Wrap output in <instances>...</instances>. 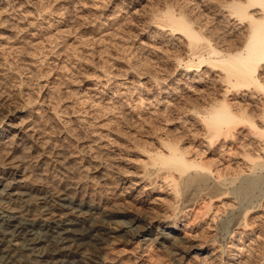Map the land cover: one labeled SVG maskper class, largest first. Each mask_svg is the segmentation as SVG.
<instances>
[{
    "label": "rangeland",
    "instance_id": "rangeland-1",
    "mask_svg": "<svg viewBox=\"0 0 264 264\" xmlns=\"http://www.w3.org/2000/svg\"><path fill=\"white\" fill-rule=\"evenodd\" d=\"M223 1L0 0V189L68 195L82 211L56 206L43 217L41 202L30 211L10 206L31 220L75 217L107 233L97 249L73 236L61 253L85 264H264L260 188L241 199L212 195L224 180L206 170V189L181 182L176 191L150 160L178 142L224 177L241 168L247 127L209 144L195 108L226 98L258 111L263 96L228 88L221 69L207 63L187 70L197 56L188 38L158 25L162 10H183L195 21L202 16L198 25L212 38L237 46L246 26L226 18ZM259 203L248 211L251 227L238 225L245 205Z\"/></svg>",
    "mask_w": 264,
    "mask_h": 264
},
{
    "label": "bare ground",
    "instance_id": "bare-ground-1",
    "mask_svg": "<svg viewBox=\"0 0 264 264\" xmlns=\"http://www.w3.org/2000/svg\"><path fill=\"white\" fill-rule=\"evenodd\" d=\"M223 2L219 9L226 13V18L236 20L238 25L246 26V31L244 35H241V40H239L241 42L237 46H234L237 43L234 45H229L232 44L229 43L226 47V39H216L220 35L212 38V35H208L209 32L207 33L203 30L204 24L198 25L197 21L202 16L195 21L189 16V13L183 12V10L178 14H174L175 11L171 8L165 11L162 10L160 13H163L165 17L160 15L158 25L160 27H169L172 32L182 33L188 38L187 45L191 49L193 56H197L195 59L189 58L187 60L185 65L187 70L191 68L197 70L198 67L200 68V64L207 63L211 67L221 69L228 88L233 87L242 91L249 90L252 93L256 92L263 96L260 100L258 111H253L245 106L243 107V105L234 107L226 98L211 103L208 108L202 109L203 111L197 106L195 108L198 117H201L200 121L204 123L205 137L208 139L209 144L221 138L226 141L227 138L235 136L240 126H243V128L247 127L249 139L247 144H242L241 155L243 156V161L240 165L241 168L239 167L240 169L230 173L232 177H224L226 172H223V169L215 170L212 168V163L188 158V152L184 151L177 144L178 142L172 143L171 140L169 141L171 143L167 142L166 144L164 142L163 144L164 147L166 144L168 152L162 151L163 149L161 150L162 152H155L152 157L150 156L152 158L150 159L152 162H150L152 165H161L167 170L168 174L165 179H170L173 182L172 184L175 186L176 191H178L181 182L187 186L195 184L196 188L202 189V191L206 189L208 186L204 187V185L210 176L201 171L207 170L210 172L214 171L217 179L222 177L224 180L216 183L217 187L214 186V190L210 188L211 193L213 192L212 195H224V193L231 195L232 193L234 197L239 196L241 199L247 194L249 195L254 189L260 188L262 191L261 195L264 197V0H226ZM204 23L205 27L206 24H209L207 22ZM192 169L196 170L194 174L183 177ZM246 169H248V174L244 177L241 176L243 178L239 177L238 174ZM175 172L179 176H176ZM17 175L13 179L16 182L20 181ZM237 178H241V180L234 190H229L230 188L228 189L229 191L224 190L223 185L227 183L233 184L235 179L238 180ZM0 186H2V183H0ZM1 190L0 264H85V262H82L83 260H79L80 258L76 259L73 257L74 259H72L70 254L61 253L62 249L59 244L71 240L73 236V238L79 236L82 243L92 245L96 249L103 246V235L107 233L95 231L92 222L86 227L81 225L82 221L80 218L75 217L68 220L63 217L58 219H48L49 217H47L39 222L31 220L26 215H17L15 210L18 207V209L30 211L33 205L41 202L42 206L38 209H42L40 211H43V213L40 214L44 217L48 214L51 215L52 207L55 208L56 206L59 209L71 208L82 211L80 207L84 203L75 202L68 195L58 196L52 192H41L38 196H35L23 186L17 189L3 187V190ZM15 203L16 207L10 206ZM260 205L262 203L245 205L241 211L240 221L238 220L237 224H243L247 228L250 224L247 215L249 209L256 206L260 208ZM88 206H90L88 210L93 208L91 207L92 205L88 204ZM176 228L177 226L174 225L168 227V230L172 232ZM35 229H40L41 232L38 230L39 233H36ZM51 232L58 233V237L51 236ZM164 236L173 238L175 234L173 236L168 231L167 233L164 232ZM230 258L233 257L230 256Z\"/></svg>",
    "mask_w": 264,
    "mask_h": 264
}]
</instances>
